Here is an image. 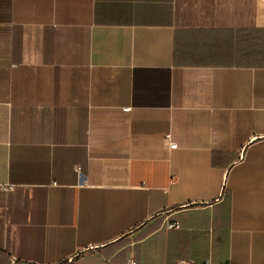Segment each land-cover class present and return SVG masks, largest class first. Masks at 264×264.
<instances>
[{"label":"crops","instance_id":"1","mask_svg":"<svg viewBox=\"0 0 264 264\" xmlns=\"http://www.w3.org/2000/svg\"><path fill=\"white\" fill-rule=\"evenodd\" d=\"M208 260L264 264V0H0V264Z\"/></svg>","mask_w":264,"mask_h":264},{"label":"built area","instance_id":"2","mask_svg":"<svg viewBox=\"0 0 264 264\" xmlns=\"http://www.w3.org/2000/svg\"><path fill=\"white\" fill-rule=\"evenodd\" d=\"M165 143L169 146V148L171 149H175L177 147L176 143L172 141L171 139V135L167 134L165 136ZM12 186H8L6 189H12ZM168 228L169 229H178L179 225L177 223H173V224H168ZM209 260L206 262L207 264H209ZM178 264H183V262H179Z\"/></svg>","mask_w":264,"mask_h":264}]
</instances>
